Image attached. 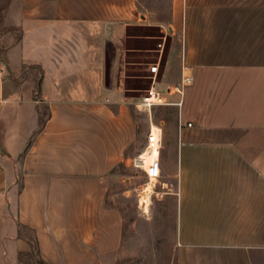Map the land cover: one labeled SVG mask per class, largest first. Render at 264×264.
I'll list each match as a JSON object with an SVG mask.
<instances>
[{
	"label": "crops",
	"instance_id": "crops-1",
	"mask_svg": "<svg viewBox=\"0 0 264 264\" xmlns=\"http://www.w3.org/2000/svg\"><path fill=\"white\" fill-rule=\"evenodd\" d=\"M2 1L0 209L14 213H0V264L126 255L106 195L138 141L126 85L150 75L128 47L149 37L133 29L168 34L158 182L173 198L178 263L264 264V0ZM108 45L121 51L111 88ZM24 66L38 71L37 89L33 77L16 83ZM184 77L194 82L183 98L168 95Z\"/></svg>",
	"mask_w": 264,
	"mask_h": 264
},
{
	"label": "rangeland",
	"instance_id": "rangeland-1",
	"mask_svg": "<svg viewBox=\"0 0 264 264\" xmlns=\"http://www.w3.org/2000/svg\"><path fill=\"white\" fill-rule=\"evenodd\" d=\"M2 4L3 1L1 0L0 5ZM1 29L4 28L1 27ZM143 35L149 38L144 39L142 42L135 39V42H128V47L132 50L143 52V65L150 72L154 63L160 64L159 62L162 61V58L164 60L168 55V50L164 52V49L160 48L162 44H165V49L168 48L169 40L166 38L168 34H163L156 29H133L130 31V36L132 37ZM13 36L18 39L19 33L13 31ZM112 47V52L117 62H119L121 54L119 46L112 45ZM101 52L104 56L105 48ZM1 57L2 55L0 54V59ZM4 70L9 74L6 67H4ZM150 75L139 82L130 81L126 85L130 91L127 95V100L134 102L132 112L138 126L139 135L137 145L133 146L127 154L131 159L129 165L123 164L113 172L110 178V187L107 189L106 203L117 212L118 217L124 223L122 250L126 251L122 261L120 260L119 262L118 260L117 262H112V264H179L177 243L174 240L175 226L173 222L175 213L173 210V198L167 197L163 193L167 192V190L163 189L161 179L158 182L159 168L157 176L153 177L148 171L135 164V159L147 151L152 125L162 129L161 131H163L164 135L165 127H162L161 122L172 116V112L168 107H154L150 112L139 108L141 97L150 87ZM32 77L33 86L37 89L38 71L33 66H24L21 69L20 78L16 79V83L19 84ZM9 78L11 77L9 76ZM41 109L42 118L45 120L47 108L46 106H41ZM148 186L152 187L153 193L151 194L149 209L146 211L141 206V199L146 195L145 189ZM0 213H4L3 216L7 218L14 213V210L0 209ZM19 264H35V260L34 258L21 256Z\"/></svg>",
	"mask_w": 264,
	"mask_h": 264
},
{
	"label": "built area",
	"instance_id": "built-area-1",
	"mask_svg": "<svg viewBox=\"0 0 264 264\" xmlns=\"http://www.w3.org/2000/svg\"><path fill=\"white\" fill-rule=\"evenodd\" d=\"M150 74H151L149 77L151 81L150 87L147 91H145V94L141 97L139 102V108L147 112H150L154 107L171 105L170 103H167L165 94L156 87V81L158 76L160 75V64L154 63V65L151 66ZM193 82H194L193 77H184L182 79V82L179 85L175 86L174 88L169 89L167 91V94L168 95L179 94L183 98L185 89L191 84H193ZM175 105L181 110L183 107L182 100L181 102L176 103ZM187 126L192 127V124H188ZM158 166H159V160L156 167L158 168Z\"/></svg>",
	"mask_w": 264,
	"mask_h": 264
},
{
	"label": "bare ground",
	"instance_id": "bare-ground-1",
	"mask_svg": "<svg viewBox=\"0 0 264 264\" xmlns=\"http://www.w3.org/2000/svg\"><path fill=\"white\" fill-rule=\"evenodd\" d=\"M161 129L155 125H152L150 131V138L148 139L147 151L140 154L136 160V166L148 171L151 176L156 177L158 174L157 163L159 160V154L161 149ZM151 139V140H150ZM146 195L141 199V206L145 208L146 211L149 209L151 202V194L153 193L152 187L148 186L145 189Z\"/></svg>",
	"mask_w": 264,
	"mask_h": 264
},
{
	"label": "water",
	"instance_id": "water-1",
	"mask_svg": "<svg viewBox=\"0 0 264 264\" xmlns=\"http://www.w3.org/2000/svg\"><path fill=\"white\" fill-rule=\"evenodd\" d=\"M112 45L106 47L105 53V80L106 86L111 88L113 85V76H114V65H115V56L112 52Z\"/></svg>",
	"mask_w": 264,
	"mask_h": 264
},
{
	"label": "trees",
	"instance_id": "trees-1",
	"mask_svg": "<svg viewBox=\"0 0 264 264\" xmlns=\"http://www.w3.org/2000/svg\"><path fill=\"white\" fill-rule=\"evenodd\" d=\"M33 253H34V256H37V248H36V246L34 245V247H33ZM25 257H29V258H32V256H25Z\"/></svg>",
	"mask_w": 264,
	"mask_h": 264
}]
</instances>
